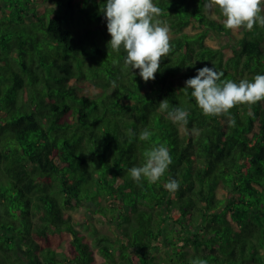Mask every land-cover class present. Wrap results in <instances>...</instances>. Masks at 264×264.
Instances as JSON below:
<instances>
[{
    "label": "trees",
    "instance_id": "1",
    "mask_svg": "<svg viewBox=\"0 0 264 264\" xmlns=\"http://www.w3.org/2000/svg\"><path fill=\"white\" fill-rule=\"evenodd\" d=\"M210 1L154 0L172 51L144 82L108 45L106 0H0V264H264V100L232 108L230 126L183 89L204 66L264 75V27L236 36ZM211 32L225 42L207 44ZM158 144L172 164L137 184L128 170Z\"/></svg>",
    "mask_w": 264,
    "mask_h": 264
},
{
    "label": "clouds",
    "instance_id": "2",
    "mask_svg": "<svg viewBox=\"0 0 264 264\" xmlns=\"http://www.w3.org/2000/svg\"><path fill=\"white\" fill-rule=\"evenodd\" d=\"M220 9L224 27L228 30L246 28L252 30L255 25L264 27V0H212ZM106 20L107 32L111 39V49L119 52L123 48L125 65L131 70L138 69L144 82L155 79L160 70L161 61L172 51L170 26L159 17L162 9L154 0H106L99 9ZM132 72V71H131ZM134 73L132 72V76ZM222 72L214 67L204 66L197 74L185 81L183 89H191V97L205 116H228L230 126H235V118L230 110L237 105H253L264 100V75L257 74L251 81L242 79L238 83L222 80ZM115 89V82H113ZM161 112H166L174 123L186 126L189 112L185 108L171 106L168 99L159 103ZM133 133L129 130V136ZM153 135L147 128L139 139L147 141ZM142 166H133L128 171L137 184L142 179L155 184L164 176L172 164L169 149L164 144L153 145L144 152ZM164 187L169 192L179 190L175 179H168ZM192 264H207L204 259H194Z\"/></svg>",
    "mask_w": 264,
    "mask_h": 264
},
{
    "label": "rangeland",
    "instance_id": "3",
    "mask_svg": "<svg viewBox=\"0 0 264 264\" xmlns=\"http://www.w3.org/2000/svg\"><path fill=\"white\" fill-rule=\"evenodd\" d=\"M207 13L213 17H216V18L219 16L220 20L225 19L222 16H220L221 11L212 1H210V3H209V8L207 10ZM184 30L187 32H193L197 29L192 28L191 25H189V26L185 27ZM232 31L236 36L240 35L239 30H232ZM206 42H207V44H209L211 46L218 47L225 42V39H224L223 35H220L216 32H211V34L206 37ZM225 50H226V52H229V49L226 48ZM71 214H72V216H75L77 218L81 217L84 214V207H78L77 209L71 211ZM90 222L98 229V231L106 232L109 234L112 233L110 222H100V221L96 220L95 218H91ZM77 227H79V226H77ZM79 228L81 229V227H79ZM84 233H85V231H84ZM87 237H88V235H87ZM89 240H91V238ZM93 249L95 251V256H96L97 261L102 260L101 256L99 255V253L97 251V248L94 246Z\"/></svg>",
    "mask_w": 264,
    "mask_h": 264
}]
</instances>
